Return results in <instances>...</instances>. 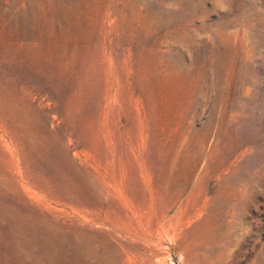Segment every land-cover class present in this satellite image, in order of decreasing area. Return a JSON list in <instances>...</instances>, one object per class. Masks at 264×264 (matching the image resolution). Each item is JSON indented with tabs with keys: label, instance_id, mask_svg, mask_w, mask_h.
<instances>
[{
	"label": "rangeland",
	"instance_id": "1",
	"mask_svg": "<svg viewBox=\"0 0 264 264\" xmlns=\"http://www.w3.org/2000/svg\"><path fill=\"white\" fill-rule=\"evenodd\" d=\"M0 264H264V0H0Z\"/></svg>",
	"mask_w": 264,
	"mask_h": 264
},
{
	"label": "bare ground",
	"instance_id": "2",
	"mask_svg": "<svg viewBox=\"0 0 264 264\" xmlns=\"http://www.w3.org/2000/svg\"><path fill=\"white\" fill-rule=\"evenodd\" d=\"M86 220V219H85ZM81 221H82V219H81ZM92 223V222H91ZM94 223V222H93ZM91 227V226H90ZM173 232V231H172ZM117 233V232H116ZM83 234H85V233H83ZM118 234V233H117ZM120 234V233H119ZM121 236V235H120ZM128 238H130L131 237V239L132 238H137L138 240L139 239H141L142 241H144V243H145V245H149V242L150 241H153L149 236L147 237L146 235H144V236H141V235H138V234H134V235H129V236H127ZM173 237H174V235L171 233V234H168V236H167V239H169V241H171L172 239H173ZM170 243V242H169ZM149 247V246H148ZM152 250V249H151ZM147 251V250H146ZM145 251V252H146ZM149 251V250H148ZM150 254V253H149ZM148 254V255H149ZM153 254V253H152ZM155 254V253H154ZM143 259V258H142Z\"/></svg>",
	"mask_w": 264,
	"mask_h": 264
}]
</instances>
